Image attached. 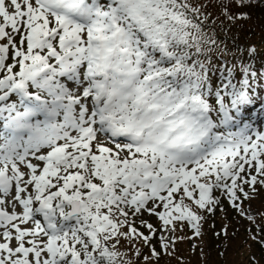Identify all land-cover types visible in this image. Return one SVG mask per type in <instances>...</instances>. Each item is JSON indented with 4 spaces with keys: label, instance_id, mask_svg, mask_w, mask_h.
Wrapping results in <instances>:
<instances>
[{
    "label": "snow or ice",
    "instance_id": "snow-or-ice-1",
    "mask_svg": "<svg viewBox=\"0 0 264 264\" xmlns=\"http://www.w3.org/2000/svg\"><path fill=\"white\" fill-rule=\"evenodd\" d=\"M207 7L0 0V264H134L120 251L134 240L148 264L157 229L135 218L198 237L214 189L245 215V185L264 186V129L247 115L257 73L213 84Z\"/></svg>",
    "mask_w": 264,
    "mask_h": 264
},
{
    "label": "rangeland",
    "instance_id": "rangeland-1",
    "mask_svg": "<svg viewBox=\"0 0 264 264\" xmlns=\"http://www.w3.org/2000/svg\"><path fill=\"white\" fill-rule=\"evenodd\" d=\"M193 1L191 0V2ZM257 1L260 4H264V0ZM199 2H205V0H200L197 3ZM203 11L210 13L208 15L210 21L203 25V28L207 27L204 29L207 37L212 38L218 19L223 24L221 26L227 29L226 21L217 16L214 8L211 7ZM230 32L232 33L233 29L230 28ZM203 47H205L206 53H211L212 47H210V43L203 45ZM218 47L216 53L223 57L224 50L229 49L228 44L225 42L219 44ZM221 59L228 67H231L230 63L223 58ZM243 62L250 61L245 60ZM219 66L217 65V68ZM220 73H223V71H220ZM253 123L256 128H262L264 120L260 121V119L253 117ZM263 189L264 186L257 184L256 190L251 191L245 185V191L249 193L250 199L243 200L242 207L245 213L243 216L231 207L227 198L222 196L219 190L214 189L213 196L218 197L221 203L212 212L216 213V215L212 216V213L207 212L202 213L205 219L201 221V235L198 237L194 236V231L187 222L183 224L177 222L175 232H161V222L158 218L144 212L141 216L135 218V227L144 232L145 235H148V229L141 225V221H147L152 224L157 229V236L153 237L151 245L161 253L159 259L153 258L148 264H262L264 262V202L262 201L264 194L257 195V193ZM241 199H243L242 195ZM193 207L195 208L194 205ZM247 217H252L253 219H248ZM161 235L168 237V252H171V255L165 253L161 248ZM123 245L120 251L125 252L127 249L132 255L135 249L139 248L142 253L141 256L137 258L133 255L129 256V258L134 261V264H145L143 258L150 255V251L142 240H134L132 244L124 241ZM132 245H135V247ZM144 247L148 248V251L142 250Z\"/></svg>",
    "mask_w": 264,
    "mask_h": 264
},
{
    "label": "trees",
    "instance_id": "trees-1",
    "mask_svg": "<svg viewBox=\"0 0 264 264\" xmlns=\"http://www.w3.org/2000/svg\"><path fill=\"white\" fill-rule=\"evenodd\" d=\"M198 1L200 0H194L192 3L207 4L208 7L206 9L211 7L214 8L217 16H220V19L222 18L226 21V25L228 26L227 29L226 27H222L223 24H221L218 19V23L217 25L215 24L212 33V38L215 39L216 43H210V47H212L211 53L205 52L210 62V67L212 68L210 75L213 84L216 85L220 83L222 76L220 71L233 68L236 78L241 79L242 73L240 69L242 67L249 68L250 71H255L257 73V79L254 81L257 96L256 102L258 105L264 107V4H260L257 0H244V3L241 5L236 3V0H232L228 11L230 15L236 18L234 20H229L222 13L221 7L219 6L220 0H205V2L197 3ZM206 9H202V11ZM204 12L206 15H210V13ZM209 21L210 19L206 22ZM229 27L233 29L232 33ZM225 42L228 44L229 49L224 50V56L220 57L217 55L216 51L219 48V44ZM203 58L204 57H201V59ZM221 58L230 63L231 67H228ZM245 60H249L250 62H243ZM217 65L220 66L217 68ZM258 194H264V189L257 193V195ZM262 201L264 202V198ZM142 250L146 252L148 248L144 247ZM125 252H128L127 249ZM128 255L133 256L130 252H128ZM262 264H264V262Z\"/></svg>",
    "mask_w": 264,
    "mask_h": 264
}]
</instances>
